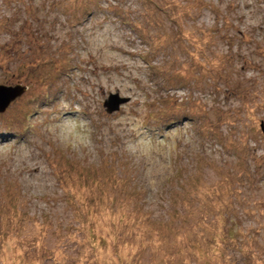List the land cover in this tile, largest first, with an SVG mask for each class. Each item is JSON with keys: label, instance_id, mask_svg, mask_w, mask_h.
I'll list each match as a JSON object with an SVG mask.
<instances>
[{"label": "rangeland", "instance_id": "rangeland-1", "mask_svg": "<svg viewBox=\"0 0 264 264\" xmlns=\"http://www.w3.org/2000/svg\"><path fill=\"white\" fill-rule=\"evenodd\" d=\"M95 1L0 0V85L28 88L0 113V264H229L204 241L227 213L264 264V0H209L220 41L208 0ZM226 73L236 98L207 94Z\"/></svg>", "mask_w": 264, "mask_h": 264}, {"label": "trees", "instance_id": "trees-1", "mask_svg": "<svg viewBox=\"0 0 264 264\" xmlns=\"http://www.w3.org/2000/svg\"><path fill=\"white\" fill-rule=\"evenodd\" d=\"M181 1L184 2V0H181ZM221 1L222 0H216V2L217 3H220V4H221ZM95 2H96L95 0H89V3H91L92 6L95 4ZM194 2H196V1H193V3ZM201 4H202V6H200L201 8H200V15H199L201 17H200L199 22H198V23L201 24V27H197L195 25H194V27L193 26H190V27H193V29H196V31L200 34V36L202 35L203 37H205V36L208 37V34L207 33H209V31L205 30L207 27H204V26H206L205 25V21L207 20L206 18H208V19L210 18L212 20V23H213V26L212 27H215L216 30H212L211 33H212V36L213 37L215 35H217V33H218L219 41L221 39H223L225 37L226 33H228L230 30L231 31H235L234 25L237 22L235 21V18L230 21V18H229L230 13H228L229 15H227V14L226 15H221L220 17L218 15H216V14H213V15L211 14L210 15V12H208L207 9L211 10L212 6H214V2H211V1L208 0V1L201 2ZM220 4H219L218 8L220 7ZM173 6H178V5L177 4H174ZM168 8H169V5L167 3L161 2L160 4H158L155 7V10H156V12L160 16L162 15L161 20H163V16H164V18L166 17V20H168L170 22H173V23H176L175 19L173 18V14L176 11H173V12H172V10H169L168 11ZM165 14H167V15H165ZM188 19H189V17L186 16L185 19L183 20V23L182 24L180 23L181 24V32L182 33H183V31L186 28H189V27H184L185 26V23L184 22H185V20H188ZM218 19H221V20H218ZM26 20H28V19L26 18ZM214 21L216 22V24L214 23ZM202 22L204 23V25H202L203 24ZM157 24H159V23H157ZM125 25L129 26L131 32H136L137 33V37L142 42H144V43L147 42L148 45H149V47L150 48H153V46L155 45L154 42H149L148 41L149 39H148L146 33L144 32L145 29L143 28V26L142 27H139L138 20H136V19L126 20L125 21ZM182 27H184L185 29L182 30ZM6 29H8V28H6ZM21 29L23 31V27ZM218 29H223L224 32L221 33V32H219ZM8 30H10V29H8ZM212 36H210V37H212ZM227 36H229V35H227ZM242 36H243V39L247 38V35H242ZM211 52L212 53H215L214 51H211ZM9 58H11V57H9ZM145 63L148 66V69L150 71L158 72V71L162 70L161 65H159L157 67H154L148 61H145ZM248 64H249L248 61H245V63L242 64V66H245V67L249 68L250 67L249 66L250 64L249 65ZM255 64H257V65L261 64L263 66V69H264V58H259L258 60H256V63ZM226 75H228V76H226ZM209 78L212 81L209 82L207 85L203 86V88H206L207 89V91H208L207 94H217L218 93V95H219V93H222L225 96H231V94H232V97L236 98V96H237L236 95V92L235 91L234 92L232 91V93H231L232 77H231V74L230 73H228V74L226 73L224 75H220L219 79L221 80V83H219L218 80L212 74L209 76ZM238 78L240 80L241 77H238ZM236 81H238V79H236ZM215 91H217V92H215ZM223 91H226L227 93H225ZM213 101H214V103H216L218 101V96L215 97V98H211L210 103H213ZM212 111L213 112L211 114H213V113L219 114L222 111V107H220L219 109L217 108V110H213L212 109ZM250 153L251 152H249L248 155H250ZM214 154H217V151H215V153H212L210 155L212 156ZM233 202H235V200ZM223 216L224 217H219V218L214 217V218H216L218 220L217 221L215 219V226H216L215 232H213V233L210 232V231L205 232L206 233L205 234L206 237L204 238V241H207V246H211L213 244H215L216 246L224 245V248L225 247L227 248L226 250L235 251V256L230 257L232 259H226L229 264H231V263L232 264H235V263L236 264H245L248 261L252 260V258H254V257H255V261H257V259L259 258L257 256V254H258V251H257L258 248H255V246H254V250L250 253L249 256H246L244 254V252L250 251L252 247H250L248 240H245V239L242 238V236H241L240 232H238V230H235L232 227L228 231L224 232L223 235H221V237H220V235L218 234V232H219L218 223L220 222L221 219H225V217H229L230 218L229 213H227L225 215L223 214ZM198 222H199V220H198ZM231 223L232 222H230V224ZM216 238H220V242L218 241L217 244L215 243ZM258 238L259 237H256V238L252 237L251 239H256L257 242H258V245H259V241L260 240H258ZM210 243H211V245H210ZM249 248H250V250H249ZM221 258L223 260H225V254H223V256Z\"/></svg>", "mask_w": 264, "mask_h": 264}, {"label": "water", "instance_id": "water-1", "mask_svg": "<svg viewBox=\"0 0 264 264\" xmlns=\"http://www.w3.org/2000/svg\"><path fill=\"white\" fill-rule=\"evenodd\" d=\"M27 91V87L0 85V113L6 111L10 104ZM129 101L128 98L120 97L119 94H109L103 103L107 114H114L120 107Z\"/></svg>", "mask_w": 264, "mask_h": 264}]
</instances>
